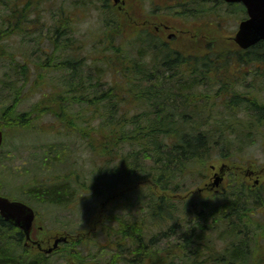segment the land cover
Wrapping results in <instances>:
<instances>
[{"label": "trees", "instance_id": "1", "mask_svg": "<svg viewBox=\"0 0 264 264\" xmlns=\"http://www.w3.org/2000/svg\"><path fill=\"white\" fill-rule=\"evenodd\" d=\"M69 2L57 6L50 25L42 21V13L47 12L43 6L46 5L50 12V0H12L7 4V15L0 16V61L4 58L9 64L8 71L0 77L2 128L30 130L31 119L39 120L50 114L53 123L60 126L58 133L80 138L102 163L94 173L96 179L89 183L79 180L80 189L90 194V187L99 179L105 185L101 194L108 202L106 206H100L101 211L93 222L118 221L115 231L131 243L129 249L134 258L144 264H198V257L205 254L203 250L193 248L190 230L180 235L178 243L154 246L144 243L143 229L138 222L126 225L117 215H112L109 208L114 188L113 184L104 182L103 177L111 176L114 182H119L118 176H123L121 179L127 183L134 181L130 191L147 186L150 197L146 213L159 221L172 218L176 206L171 201L180 198L171 185L184 182L197 173L195 162L208 161L213 153L222 159L231 157L229 151L233 139L230 136L243 133L249 141L251 123L255 126L264 124V119L253 113L250 124L237 121L234 126L222 123V116L216 120L212 118L216 117L219 107L223 114L245 107V102L240 101L227 104L222 99L225 94L214 88L222 87L229 80L237 82L242 72L234 64L245 63L246 67L253 61L260 62L262 66L256 64L255 69L257 75L262 73V76L254 77L251 87L264 86V41L244 51L229 37L218 40L221 37L216 36L217 29L200 30L196 45L192 46L190 38L181 36L171 48L154 38L143 39L140 34L126 36L110 11L102 19L100 49L85 65L80 61L83 58L69 60L66 57L70 48L82 47L74 45V23L87 15L91 1L86 0L80 5ZM30 14L34 15L32 20ZM3 24L5 28L2 29ZM199 32L203 33L199 35ZM204 35L206 39H203ZM15 37H20L22 44L36 47L40 58L31 61L28 57L33 52L24 55L25 63L15 61L18 54L6 50V44L3 45V41ZM43 40L48 42V47L40 46ZM132 47L138 52L135 53ZM58 69L64 71L60 84L50 81V71L52 75ZM25 88L27 91L23 93ZM36 94L39 101L31 111L18 112L16 108L23 99ZM260 95L264 96V91L254 92L255 102L249 103L251 107L252 104L263 107L256 108L257 112L264 111V98L259 99ZM57 156L56 159H60ZM45 192L43 195L50 204L66 201L63 185H54ZM32 193L39 199L41 192ZM164 199L167 204L165 214ZM189 199H192L190 194L180 199L183 201L182 217L191 216V210H185ZM253 200L256 199L247 196L248 207H252ZM169 234L174 235V227L167 229ZM19 255H10L8 251L5 256L0 254L7 260L0 258V264L22 262Z\"/></svg>", "mask_w": 264, "mask_h": 264}, {"label": "rangeland", "instance_id": "2", "mask_svg": "<svg viewBox=\"0 0 264 264\" xmlns=\"http://www.w3.org/2000/svg\"><path fill=\"white\" fill-rule=\"evenodd\" d=\"M11 1L0 0V16L3 18L7 15L9 10L7 4H10ZM69 1L73 5H80L86 0ZM69 1L50 0V12L46 5L43 6L47 12L42 13V21L50 25L52 23L51 18L56 16L57 6L61 2H64L65 5L70 4ZM90 1L91 4L87 15L82 19L78 18L77 22L74 23L76 33L74 45H80L82 47L70 48L68 56L66 57L69 60L75 58L80 60L83 58L80 61L84 62L85 65L89 63V60L100 49L101 43L99 36L101 37L102 35V19L110 13L112 8L107 5V0ZM174 1L177 2L178 0ZM171 4L172 1L169 5ZM186 4L194 11L197 9L198 31L215 30L209 26L211 22L213 28L215 25L221 23L219 25L220 28L217 26L220 29L217 30L219 31L217 32L219 35L216 31L214 32L216 36L221 37L218 40L227 39L236 32L237 23L235 19L240 18L237 13L239 11L237 5L226 4L223 0H187ZM177 11H182V9L180 8ZM33 18L34 15L30 14L29 19L32 20ZM213 22H215L214 25ZM121 26L125 33L130 36L128 30L130 28H126L124 24ZM3 28H5L4 24ZM202 33L199 32V35ZM184 37L185 39L187 38L186 36ZM208 37L213 38L209 35ZM203 39H206L205 35ZM5 44L6 50L18 54L15 61L21 64L26 62L24 60V55L26 54L34 52L33 55L28 57L31 61H36L37 57L38 59L40 58L41 54L37 53L36 47H30L29 44H22L20 37L12 38L8 42L3 41V45ZM40 46L48 47L49 45L46 40H43ZM132 50L135 51L136 49L132 47ZM51 51L50 49V53ZM137 52L135 51V53ZM59 60L61 61L62 59ZM59 63L57 62V64ZM238 64H234V67L242 72V76L237 79L236 83L235 81L229 80L222 87H214L218 92L225 94L222 99L227 104H231L232 101L245 102V107L240 106L239 110L235 108L232 112L226 114H223V109L219 107L216 117H212L216 120L222 116V123L230 124L231 126L236 125V123L238 124L239 121H245V123L250 124V117L252 118L251 113L256 116L258 115V117H264L262 116L264 111L260 113V111L257 112L256 110V108L258 110L263 108L262 106L254 104H252L253 107L249 106L250 102H255L253 100L255 98L254 91L251 90L253 78L258 77L259 79V76H262V73L257 75L259 73L255 67L256 64L261 66L262 64L258 61H255V63L253 61L246 67L245 63ZM8 65L4 58L0 61V77H2L4 72L8 71ZM254 69L255 72L253 71ZM63 73L64 71L62 69L53 71L52 75L50 71V81L53 83L55 81V83L60 84V77ZM254 88H262V91H264L263 85ZM26 91L27 88L23 90V93H26ZM215 97L218 96L216 95ZM258 98L263 99L264 96L260 95ZM3 101L4 104H7L6 99L3 98ZM38 101V94L29 95L23 99L16 109L20 113H28ZM31 116L34 118V115ZM53 121L50 118V114H47L39 117V120L34 119L32 121L31 119L29 123V126H31L30 130L14 131L13 128H2L4 136L2 146L0 147V193L4 196L8 195L9 197L19 199L34 208L38 213V226H41L42 230L48 235L57 237L62 235L64 231L73 235L85 231L88 235L82 238L83 241L77 238L75 239L76 242L61 243L58 250H55V252L48 256L40 254L36 248H33V250L25 248L23 246L24 238L20 229L5 223L0 228V254L5 256L7 251L10 255L21 254L19 256L23 258V261L17 264H144L142 261L134 258L133 251L131 252V249H129L132 246L131 243L115 231L118 226V221L112 220L104 224L102 222L93 224V220L96 218L99 210H101L100 206H106L107 204V199L105 200V196L101 194L104 191L103 188L105 185L99 179L94 186L90 187V194L80 189L79 180H84L85 183H89L91 179H96L94 173L99 170L100 164L102 163L90 153L89 149L85 146V142L80 138L58 133L60 126L58 123H53ZM248 130L251 135L250 140L252 141H248L246 139L247 136L243 135V133H235V136H230L233 139V145L229 151L231 157L228 156L227 159H222L213 153L210 155L211 157L208 161H204L203 163L195 162L194 167L197 168L198 172H195L184 182L171 185L173 188H176L173 192L186 194L194 188V185H199V183L206 179L205 177L209 173L210 165L220 167V165L225 164L228 167L227 164L230 165L232 162L239 163L241 160L244 162L245 159L256 162L258 165L263 164L264 148L262 135H264V127L260 128L251 123ZM244 133L246 134V130H244ZM56 156L57 158L60 157V159H56ZM116 162H114V165ZM106 177L104 176L103 180L108 184H113V188L115 189L112 192L113 194L116 191H122V189L127 188L134 182H124L121 179L123 176L116 177L119 179V182L112 181L111 176ZM57 184L58 186L63 185V189L66 190L63 194V198L66 201L63 204H50V202L46 201L45 195L43 194H46L45 191L50 190L52 186ZM146 188L147 186H143L137 191H126L121 196H117L118 194L113 195L109 210L112 215H117L126 225H130L134 221L138 222L143 229L144 243H151V245L163 247L167 244V241L171 240L169 237V240L162 239L164 231L170 229L171 226L174 227L176 223H178L177 227L174 228L177 229L176 235L178 237L186 230V225H182L186 219L182 217L183 201L177 199L171 201L176 206L172 218L169 219V217H166L161 221L156 220L155 218H151L150 213L147 214V211H145L150 197V191L147 192ZM31 191L35 193L41 192L38 196L39 199H35ZM166 206L167 204L165 205V202H163L162 208L167 210ZM247 208L249 209L251 207H248L247 204ZM189 209L191 210V202L187 203L185 210L188 212ZM165 216L168 215L166 214ZM255 217L259 222H264L263 216L255 214ZM250 229L254 230L253 227H250ZM52 244L53 241H51L50 247ZM204 254L198 257V264L201 262V264H204L203 260H207V258L209 260L208 254ZM4 260L7 261L6 259ZM38 261H41V263H38ZM212 263L213 261H209L208 264Z\"/></svg>", "mask_w": 264, "mask_h": 264}, {"label": "flooded vegetation", "instance_id": "3", "mask_svg": "<svg viewBox=\"0 0 264 264\" xmlns=\"http://www.w3.org/2000/svg\"><path fill=\"white\" fill-rule=\"evenodd\" d=\"M171 1L172 4L169 5ZM186 2L187 0H107V5L112 7L111 12L116 17V22L130 28V36L140 34L143 39L154 38L174 48L181 36L190 38L192 46L197 43V9L194 11L189 8ZM225 3L239 7L237 13L240 18L235 19L238 28L240 22L247 18L245 6L240 2ZM180 8L182 11H177ZM219 25L213 28L209 23L212 29L220 28ZM251 90L262 92V88L251 87ZM251 163L227 164L228 167L223 170L210 165L206 179L192 189V199H189L191 216H186L182 225L185 224L186 230H190L195 251L201 249L208 254L209 260L205 259L204 264L209 261H213L212 264H264V222H259L255 217L256 214L264 218V162L260 165ZM216 177H220V180L214 185ZM248 195L256 199L249 209ZM5 223L0 218V228ZM176 231L174 228V235L171 236L167 235V230L163 232L162 239H171L166 245L173 241L179 242L180 236L176 235ZM57 237L45 233L38 222L32 227V238L42 249L49 247ZM75 239L72 234L67 235L66 243L76 242ZM33 248L43 253L38 246Z\"/></svg>", "mask_w": 264, "mask_h": 264}, {"label": "water", "instance_id": "4", "mask_svg": "<svg viewBox=\"0 0 264 264\" xmlns=\"http://www.w3.org/2000/svg\"><path fill=\"white\" fill-rule=\"evenodd\" d=\"M226 2H241L247 11V19L242 21L235 34L234 41L243 49L248 48L260 41H264V0H224ZM3 141V133L0 129V146ZM220 177H216L214 185L218 184ZM0 217L6 222L18 227L27 240L26 243L32 244L29 240V233L35 218L34 210L25 203L12 200L0 195ZM66 240L65 237L57 239L52 248L46 249L49 253L55 249L58 242ZM34 244V243H33Z\"/></svg>", "mask_w": 264, "mask_h": 264}]
</instances>
